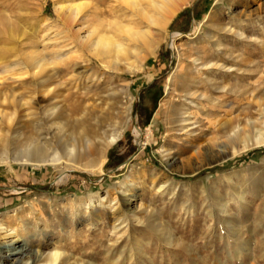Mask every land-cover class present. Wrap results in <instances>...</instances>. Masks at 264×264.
<instances>
[{
	"label": "rangeland",
	"instance_id": "rangeland-1",
	"mask_svg": "<svg viewBox=\"0 0 264 264\" xmlns=\"http://www.w3.org/2000/svg\"><path fill=\"white\" fill-rule=\"evenodd\" d=\"M137 1L143 8L149 4ZM85 2L87 21L79 17L68 25L55 11L58 3ZM132 8L121 0H0L1 36H15L0 44L10 54L5 59L23 60L24 52H40L48 59L62 51L70 55L65 45L71 43L77 65L71 71V61H61L64 83H52V91L63 92L65 100H59L68 105L83 94L86 77L101 76L86 103L103 114V130L120 133L101 169L72 166L62 174L59 166L13 157L0 163V218L14 232L7 238L0 235V245L15 234L26 247L58 249L75 258V264H264V145L254 144L264 133V123H259L264 122V0H190L164 32L153 29L151 37L158 34L159 45L151 54L145 44L128 41L126 29L148 28ZM88 26L133 44L132 58L111 63L112 72L105 75L102 61L74 39L76 31L84 33ZM173 35H178L174 46ZM49 37L53 46L46 48ZM197 58L249 67V93L234 105L222 96L225 104L212 120H206L202 109L191 110L192 119L183 123L191 79L201 82L200 91L205 87ZM81 71L87 75L80 76ZM28 74L18 67L0 73V81L16 85V94L24 96L28 90L18 84L30 81ZM209 74L220 84L246 82L238 72ZM110 87L120 97L106 107L96 104V95ZM0 108L14 109L13 103ZM253 124L259 133L227 143L234 129L252 130ZM6 129L0 122V148ZM119 192L136 198L131 207L143 205L137 218L125 213Z\"/></svg>",
	"mask_w": 264,
	"mask_h": 264
},
{
	"label": "bare ground",
	"instance_id": "bare-ground-1",
	"mask_svg": "<svg viewBox=\"0 0 264 264\" xmlns=\"http://www.w3.org/2000/svg\"><path fill=\"white\" fill-rule=\"evenodd\" d=\"M121 1L126 4L129 3L131 8L133 7L132 9L134 10L135 15L137 14L141 19L145 20L147 23L146 27H148L147 29L141 30L126 29L129 38L128 41H131V43L132 41H136L140 42V44H145L146 53L151 54L159 45V41L157 40L159 38H155V36L157 37L159 32H164L167 29L172 19L190 0H147L149 6L147 5L146 8H143L144 6L142 7L137 0ZM86 5L85 2L65 7L62 3H58L55 6V11L58 16H63L65 22L69 25L79 19V17L87 21L89 14L86 11ZM69 28H71V25ZM153 29L158 33L154 36L156 40L152 38L153 36L151 37V33L155 32ZM123 32H125V30ZM13 34L9 33V35H7L8 37L5 38L2 37L3 35L1 36L0 32V44L4 43L5 39L10 40V38H14L15 36H13ZM73 36L80 48L88 51L92 56H95L96 58H99L98 60L102 61L105 75L112 72L113 66L111 63L129 61L132 58L130 57L131 54L135 50L134 47H132L133 44H131V46L127 44L126 39L125 41H120L115 39L113 34L111 35L103 32L98 33V26H88V29L84 33L76 31ZM176 37H178V35L172 36V46L175 44ZM52 39V37H49L44 42L43 46L46 48L52 47ZM4 44H6V41ZM134 46L137 47V45ZM65 47L68 49L67 51H70V55L68 52L66 53V51H62L56 53L51 59H48L42 56L40 52L33 54L24 52L23 60L22 58H18L12 62L6 60V57L10 55L6 49H0V73H9L18 67H23L26 70V73L29 72L30 76H32L30 81H24L18 84L21 88L28 90V95L24 96H18L16 94L18 88L16 85L0 81V105L4 103H10L11 105V103H13L14 107L10 112H8L7 109L0 108V122L5 123L8 128V130L6 129L7 133L1 141L3 146L0 148V163L8 162L9 158L13 157L14 160L30 164H49L52 166H59L61 167L62 174L67 173L72 166L88 168L98 165L101 169L107 160L108 148L119 139L120 133L117 129L113 128V132L108 133L105 129L103 130V128L100 127L103 121V114L96 112L87 105V103H89L87 101L93 99V94L99 88L98 84L102 79L101 76L96 74V76H94L93 74L92 76L86 77L88 83L84 88L85 90L83 94L80 93V95H75V98L77 97L75 99L76 102L70 101L68 105L66 104L67 101H65L64 104V102L62 103V101L59 100L62 98L61 94L63 92L52 91V83H57L58 85L64 83L60 81V73L62 72V69L59 65L62 63L61 61L64 59L66 60V58L70 60L71 71H73L74 67L77 65L76 62H73L74 55H72V52L74 51V45L67 43ZM11 50L14 49H10V51ZM139 51H136L135 53L138 54ZM139 55H141V52H139ZM139 55H136L137 58H139ZM104 56H108L112 60L104 61ZM83 61L85 62V58ZM202 61H200L199 58L194 59V62H196L195 65H197L196 67H204L201 81L205 84V87L203 91H200L199 84L201 82L194 77L191 79L189 87L186 89L184 95L186 107L182 110L180 118V121L183 123L189 122L192 119L193 111L191 110L199 111L201 109L205 115L204 117L209 121L213 118L212 116L214 112L219 111L222 108V104H225L224 102H220L222 96L226 95L230 102H228L229 105H234L239 101L241 95L249 93V83L251 78L249 77V74H246L250 73L249 67L236 68L235 65L228 64V62L224 61V63L220 64L215 61L214 63L210 61ZM243 67H245V65ZM65 70H67V68ZM218 70L222 71L225 75L232 74L231 76L238 72L239 75L246 77V82L239 84L237 81L233 82L232 85H230V83L220 84L209 74ZM87 72L88 71H81L78 73L81 74L80 76H84L87 75ZM53 80H55V82H53ZM106 80L108 81V76H106ZM15 84H17V82ZM119 93L114 87H110L103 94L96 95V104H104V107H106L105 105H108L109 102H111L110 100L113 101L120 97L118 95L121 93ZM39 94H41L40 97L42 99L35 101L36 96ZM25 96L27 98H25ZM71 96L72 95H69L68 97L73 98ZM119 101L120 100H118V102ZM200 102L205 103V106H202ZM130 109L131 107L128 108V111ZM197 111L195 112L197 113ZM259 123L263 125L264 122ZM114 124H116V122ZM256 124H253L251 126L252 130L248 131L234 129L228 135L227 143H236L235 141L240 136L243 138V136H247L251 132L253 133V131L255 134L259 133L260 130L257 128ZM137 135L140 136L139 130H137ZM256 137L254 144L264 145V133L259 134V136ZM9 145L12 146L11 149L7 148ZM132 185L133 183L131 182L126 187ZM121 194L122 193L119 192V198L124 205L125 213L129 212L132 217L137 218V213L142 211L143 205L140 203L135 207H131L132 201L136 198L133 197L132 199H126L125 195ZM227 210V208H224L222 211L227 214ZM13 233L14 232L5 225L2 218H0V235L7 238ZM13 236L12 239H8L0 245V264H69V261L71 260V264L76 263L74 260L75 258L71 255H63L58 249L49 252L35 248L30 249L26 247L24 243V245L21 244V240L15 234Z\"/></svg>",
	"mask_w": 264,
	"mask_h": 264
}]
</instances>
